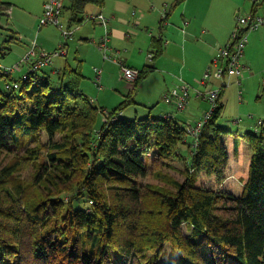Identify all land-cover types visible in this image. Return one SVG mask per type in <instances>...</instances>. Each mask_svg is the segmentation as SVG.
I'll return each instance as SVG.
<instances>
[{
    "label": "trees",
    "instance_id": "obj_1",
    "mask_svg": "<svg viewBox=\"0 0 264 264\" xmlns=\"http://www.w3.org/2000/svg\"><path fill=\"white\" fill-rule=\"evenodd\" d=\"M91 3L102 0H69L68 29ZM10 6L0 0V16ZM25 72L0 70V264H264V124L247 133L249 177L236 194L198 184L226 178L222 91L189 143L171 116L122 115L130 95L95 105L79 68L59 82Z\"/></svg>",
    "mask_w": 264,
    "mask_h": 264
},
{
    "label": "crops",
    "instance_id": "obj_2",
    "mask_svg": "<svg viewBox=\"0 0 264 264\" xmlns=\"http://www.w3.org/2000/svg\"><path fill=\"white\" fill-rule=\"evenodd\" d=\"M3 1L11 4L4 14L10 18L8 21L10 24L16 25L23 16V20L31 23L34 28L38 27V24V30L44 27L40 26V17L45 0ZM175 2L176 0H102L101 4H88L85 21L80 28L72 30L69 37L72 44L59 43L61 39L59 32L52 38L55 44H58V48L61 45L65 47L66 55L52 60L46 67L54 63L55 67L50 72L55 78L62 75L64 79H70L73 75L72 70L79 68L82 76L80 89L84 94L86 93L84 90L90 89L89 85L92 84L88 79L94 77L99 89L97 98L89 97L87 93L85 95L99 107L113 109L130 95L129 104L134 105V111L131 113L134 112L135 117H139V114L143 117L152 116L155 112L154 117L171 116L185 128L195 124L209 111L206 102L208 100L201 94L207 90H214L221 81L219 87L223 84V80L213 72L208 80L204 83L201 81L206 70L214 71V59L218 55V49L229 41L236 24V16L250 12L262 14L264 0ZM68 5L69 0L64 1L61 12V15H66L67 27L69 11L65 6ZM98 14L106 17V26L90 19V16ZM7 24L9 23L2 24L0 16V27L4 26L2 29H5L8 27ZM45 36L51 38L50 30H47ZM34 42L37 48L40 47L36 41ZM6 43L5 40L2 46L3 54L0 53V57H6L13 50L9 43ZM72 45H76L77 50L70 58ZM37 48L34 58L39 56ZM42 50L47 52L45 49ZM259 51L264 52V28L249 33L244 53L246 67L243 77L240 80L236 79L238 82L234 81V84H241L243 80L248 82L251 79L253 72L249 74L247 70L261 64V59L264 58ZM149 53H154V56L150 58ZM17 56L19 57V54ZM123 65L138 69L139 74L145 68L152 69L141 79H138V74V80L134 84L123 76ZM66 66L69 70L62 72ZM27 68L28 65L21 64V68L12 74L14 76L24 74ZM1 69L6 70V66ZM59 79L55 82H59ZM184 86H188L190 97L184 110L179 111L174 103L164 101L163 96L173 88L182 90ZM225 87L220 98L224 107ZM108 96L112 100L116 98L119 104L109 102ZM113 104L117 105L111 107ZM138 107L143 110L139 111ZM127 113L128 108L123 109L122 115ZM186 141L191 143L193 137L188 134Z\"/></svg>",
    "mask_w": 264,
    "mask_h": 264
},
{
    "label": "rangeland",
    "instance_id": "obj_3",
    "mask_svg": "<svg viewBox=\"0 0 264 264\" xmlns=\"http://www.w3.org/2000/svg\"><path fill=\"white\" fill-rule=\"evenodd\" d=\"M9 20L10 18L6 15L1 16L2 24H9H7L8 27L5 29H2L4 26L0 27V44H3L6 40L7 43H9L8 45L11 46L13 49L11 53H8L6 55V57H0L1 71L3 70L1 68H3L4 66H6V68H10L16 62H22V59L25 54L27 52L29 53L32 50L33 45L35 43L34 41H36V43L40 46L37 48L38 53H40L42 49H45L47 50V52L52 53L55 48H58V44H55L54 40L52 39L55 35H57L56 32L60 33L61 39L59 43H62L64 45L65 43L72 44L71 39H65L61 28L56 25L44 26L41 30H38L39 24L38 27L34 28L31 23L26 20H23V16L21 20L16 23V25L10 24V22H8ZM60 20L64 27L68 28L67 18L65 14L64 16L61 15ZM78 28H80V26L77 28L72 27V30H76ZM47 30H50L51 38H47L45 36ZM76 50L77 46L72 45L71 52L69 55L70 58H72ZM17 54H19V57L17 56ZM260 54L264 56V52H260ZM60 57L62 56L53 57L52 60L55 61ZM16 58L17 60H15ZM244 60L245 58L243 59V64H246ZM261 62V64L259 63L254 67L252 66L249 70H247V73L249 74L250 72H253V76L248 82L243 80L241 84H234V81L238 82L237 80H240V78L226 77V87L223 92V101L225 102V107L221 117L219 118L220 125L226 128L227 130L222 133V139L228 152L226 178L220 185V183L214 176L200 174L198 177V184L216 188L221 187L226 190L233 191L236 194L242 193L243 186L249 177L251 159V149L247 142V133L256 132V124H258L259 120H264V58L261 59ZM22 64L27 65L24 62ZM76 65L77 61L75 60V66ZM53 67H55L54 63L48 67L44 66L42 69H39L38 72L41 73L42 71H46L51 74L52 72L50 71L53 69ZM51 77L53 81H56L58 79V77H54L53 73L51 74ZM67 77H69V74H67ZM88 81H91L92 84L89 85L90 89H85L84 91L89 97L97 98L99 89L95 84V78L91 77L90 79H88ZM221 83L222 81L217 85V87H215V89H218ZM0 87L5 88L4 83L2 81H0ZM108 101H112L111 103L115 102L119 104L116 98L112 100L109 96ZM206 102L209 105L208 110H211L212 104L209 101ZM116 105L117 104H113V106L111 107H115ZM127 108L129 113L124 115L131 118L135 117V113H131L132 111H134V105L128 104L124 108V110ZM138 108L139 111L143 110L141 107ZM155 115L156 113L154 112L152 116ZM139 117L143 116L139 114ZM186 151H184V153H187ZM174 164H176L181 170V172H183L182 162L176 161ZM170 171L174 175H176L177 178H183L182 173H177L172 170ZM152 182L156 181L154 180Z\"/></svg>",
    "mask_w": 264,
    "mask_h": 264
},
{
    "label": "built area",
    "instance_id": "obj_4",
    "mask_svg": "<svg viewBox=\"0 0 264 264\" xmlns=\"http://www.w3.org/2000/svg\"><path fill=\"white\" fill-rule=\"evenodd\" d=\"M65 0H45L44 10L40 17V26L46 25H56L61 28L63 36L65 39L69 38L72 34L71 29H66L61 23L60 15L64 8ZM263 1V0H255ZM90 19L97 20L103 23L106 26V17L103 14L92 15ZM264 28V12L258 14L256 12H250L247 14H240L236 16V24L233 28V31L230 35L229 41L222 47L218 49V55L214 59V71L210 69L206 70L204 77L202 78V83L208 80L212 72L215 76L223 80V84L214 90H209L201 94L204 96V99H207L212 104V109L207 111L203 119L197 121L193 125H189L186 128L187 134L191 135L196 141L199 138L201 130L205 122L211 117L212 110L217 104V100L220 96L223 87L226 86V77H237L242 78L245 65L243 64L245 48L248 42V35L250 32ZM104 45V44H102ZM37 45L34 44L32 50L25 55L22 62L16 63L10 68H6L7 72H15L21 68V64L24 62L29 66V70L34 72L46 65H49L52 62L54 56L66 55V50L63 45L56 49L53 53L46 52L42 50L39 53V56L34 58L36 54ZM154 53H149V57L152 58ZM123 76L129 82H135L139 74V70L127 65L122 67ZM24 78H27V75H24ZM14 87H18V83L13 84ZM190 97V92L188 86H184L182 90L178 88H173L166 92L163 96L164 101L168 103H174L177 110L183 111L186 107L188 99ZM264 124V120H259L257 125Z\"/></svg>",
    "mask_w": 264,
    "mask_h": 264
}]
</instances>
